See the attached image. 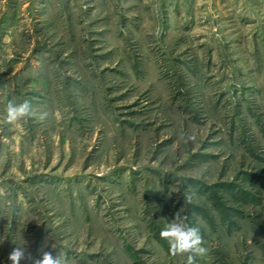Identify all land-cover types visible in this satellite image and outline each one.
I'll return each instance as SVG.
<instances>
[{
  "label": "rangeland",
  "instance_id": "374dc122",
  "mask_svg": "<svg viewBox=\"0 0 264 264\" xmlns=\"http://www.w3.org/2000/svg\"><path fill=\"white\" fill-rule=\"evenodd\" d=\"M176 217L264 264V0H0V264H187Z\"/></svg>",
  "mask_w": 264,
  "mask_h": 264
},
{
  "label": "clouds",
  "instance_id": "9594fccd",
  "mask_svg": "<svg viewBox=\"0 0 264 264\" xmlns=\"http://www.w3.org/2000/svg\"><path fill=\"white\" fill-rule=\"evenodd\" d=\"M31 103L24 100L22 103H15L9 100L6 105V117L8 122H14L24 116L31 115ZM43 119V115L41 116ZM191 199V197H188ZM160 236L167 239L170 245L169 251L175 254L188 253L187 264H194L196 255L203 256L207 249L203 246L200 229L196 226H190L180 217H176L167 227L161 230ZM12 264H20L22 259L31 260L30 254L26 256L25 247L17 246L9 254ZM34 264H62L58 254L45 251L42 258L35 259Z\"/></svg>",
  "mask_w": 264,
  "mask_h": 264
}]
</instances>
